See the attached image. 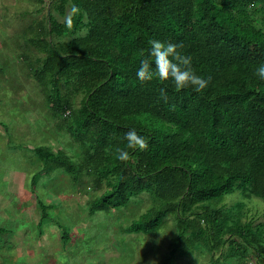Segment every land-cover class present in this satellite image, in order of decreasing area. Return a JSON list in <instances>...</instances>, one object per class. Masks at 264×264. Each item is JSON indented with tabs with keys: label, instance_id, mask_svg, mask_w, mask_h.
<instances>
[{
	"label": "trees",
	"instance_id": "16d2710c",
	"mask_svg": "<svg viewBox=\"0 0 264 264\" xmlns=\"http://www.w3.org/2000/svg\"><path fill=\"white\" fill-rule=\"evenodd\" d=\"M65 2L72 14L53 28L74 32L82 26L86 32L50 46L33 73L43 88L49 84L46 101L54 112L70 110L66 126L86 148L73 160L62 149L37 147L44 174L61 169L76 179L87 173L98 188L113 177L110 189L90 201L93 212L149 192L153 204L124 230H155L175 214L177 232L162 264L193 252L212 253L210 264H246L249 245L264 263L261 223L255 229L243 223L240 202L235 211L219 205L236 189L264 200V80L255 74L264 64V31L245 16L259 12L256 4L264 0H60V9ZM39 31L34 28L35 37ZM35 37L30 40L36 44ZM153 39L183 45L179 50L191 56L196 74L210 78L207 89L177 92L170 80L158 78L141 84L136 73ZM78 91L81 106L74 109L71 97ZM130 129L149 147L129 149L130 160L121 162L116 150L126 147ZM40 172H33L32 187ZM38 206L40 226L49 205L39 199ZM193 208L200 218L189 217ZM225 227L239 239L221 250ZM68 239L63 228L61 240ZM215 250H221L216 257Z\"/></svg>",
	"mask_w": 264,
	"mask_h": 264
},
{
	"label": "rangeland",
	"instance_id": "374dc122",
	"mask_svg": "<svg viewBox=\"0 0 264 264\" xmlns=\"http://www.w3.org/2000/svg\"><path fill=\"white\" fill-rule=\"evenodd\" d=\"M59 5L60 0H0V264H162L177 232L175 214H167L155 230L125 231L131 220L153 204L149 192L132 197L125 206L93 212L90 201L110 189L108 181L114 178L105 179L98 188L87 173L76 179L61 169L44 174L47 168L35 153L39 146L62 149L78 160L86 148L66 126L70 110L55 113L46 101L49 84L43 88L33 73L50 46L58 47L86 32L82 26L74 32L53 28L72 14L70 2L61 9ZM256 6L259 12H245V16L264 31V4ZM37 26L40 31L35 37ZM60 86L61 94L67 96L70 89ZM82 96L79 91L72 95L74 109L81 106ZM39 170L32 187V174L38 175ZM39 199L49 205L40 226ZM236 202L241 203L238 213L243 223L250 221L253 229L261 223L264 242V200L236 189L224 195L219 205L235 211ZM197 212L193 208L188 215L200 218ZM63 228L69 231L65 244ZM220 237L221 250L239 239L226 227ZM253 247L249 245L246 264H264ZM221 250H215L214 257ZM211 254L177 253L173 264H210Z\"/></svg>",
	"mask_w": 264,
	"mask_h": 264
},
{
	"label": "clouds",
	"instance_id": "9594fccd",
	"mask_svg": "<svg viewBox=\"0 0 264 264\" xmlns=\"http://www.w3.org/2000/svg\"><path fill=\"white\" fill-rule=\"evenodd\" d=\"M73 11H78L74 9ZM150 50L141 62L137 70V78L141 84L153 81L158 78L160 81H171L177 92L191 88L193 91L202 93L209 85V79L196 74L192 67L191 56L183 54L179 49L180 44L163 42L160 40H150ZM255 74L264 80V64L256 69ZM161 98L167 99L165 89H161ZM124 139L127 141L126 147L118 148L116 159L121 162L130 160L129 149L135 151H145L148 149V141L145 137L138 135L135 129H130L125 133Z\"/></svg>",
	"mask_w": 264,
	"mask_h": 264
}]
</instances>
